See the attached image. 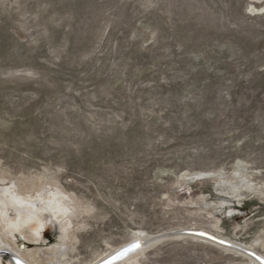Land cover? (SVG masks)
Wrapping results in <instances>:
<instances>
[{
  "label": "rangeland",
  "instance_id": "obj_1",
  "mask_svg": "<svg viewBox=\"0 0 264 264\" xmlns=\"http://www.w3.org/2000/svg\"><path fill=\"white\" fill-rule=\"evenodd\" d=\"M52 193L66 234L19 242L9 201ZM187 229L264 256V0H0V250L96 264ZM122 264L255 263L176 237Z\"/></svg>",
  "mask_w": 264,
  "mask_h": 264
},
{
  "label": "bare ground",
  "instance_id": "obj_2",
  "mask_svg": "<svg viewBox=\"0 0 264 264\" xmlns=\"http://www.w3.org/2000/svg\"><path fill=\"white\" fill-rule=\"evenodd\" d=\"M26 198L14 196L13 199L11 201H9L20 212L18 225L13 226V228H16L14 230L17 231L19 234V235H17L18 237L16 236V238L19 240V242H24L23 240H25L26 242L28 241V243L29 242L35 243L36 245L38 243H40L42 241L41 230H43L46 227L47 214L48 213L51 215L50 216L51 222L54 223L56 226L59 225V228L62 232V233L59 232L61 237H63V235L66 234L68 227H69V215H68V209L66 207V203H65L66 199H65L64 195L62 196L60 193H52L48 197L42 196L39 202L36 200H35V202L29 201ZM4 200L5 199L2 198L3 202H4ZM207 233H209V232H207ZM209 234H211V233H209ZM212 235H214V234H212ZM214 236L221 238L217 235H214ZM138 239L142 241V240L149 239V238L140 237ZM222 239H224V238H222ZM135 240H136V238H135ZM46 242H47V240H46ZM56 245H57V243H56ZM246 249H249V248L246 247ZM249 250H251V249H249ZM254 252H256V251H254ZM130 258H128V259H130ZM1 261H0V263H1ZM8 264H12V263L8 261Z\"/></svg>",
  "mask_w": 264,
  "mask_h": 264
},
{
  "label": "water",
  "instance_id": "obj_3",
  "mask_svg": "<svg viewBox=\"0 0 264 264\" xmlns=\"http://www.w3.org/2000/svg\"><path fill=\"white\" fill-rule=\"evenodd\" d=\"M176 237H184V238L189 237V238L206 241L216 246L228 249L237 254L246 256L250 260H252L255 264H264V256L254 252L253 250L246 249V247L242 246L241 244H238L235 241L229 239L225 240V238L224 239L218 238L202 230H190V229L183 230L178 233L176 232L168 235L152 237L142 241L135 240L134 242L113 251L111 254H109L108 256H106L104 259L97 262L96 264H122L132 255L136 254L137 252H140L141 250H144L147 245H151L165 239L176 238ZM0 257L4 260H8L12 264H28L26 261H24L21 257L16 255L10 249L0 250Z\"/></svg>",
  "mask_w": 264,
  "mask_h": 264
}]
</instances>
